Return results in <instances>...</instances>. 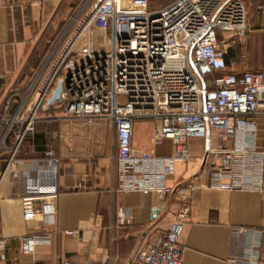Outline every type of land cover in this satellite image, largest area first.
<instances>
[{"label":"built area","instance_id":"1","mask_svg":"<svg viewBox=\"0 0 264 264\" xmlns=\"http://www.w3.org/2000/svg\"><path fill=\"white\" fill-rule=\"evenodd\" d=\"M153 0H85L22 90L9 89L0 104V148L10 152L7 167L18 181L26 220L50 226L57 212L59 160L52 149L41 158L18 161L23 140L43 119L108 120L116 138L117 189L150 192L161 200H182L161 244L137 251L128 264H186L179 238L190 214V194L200 188L264 193V148L256 145L264 120V68L240 75L229 71L225 44L239 40L245 56L248 13L243 0H171L151 9ZM1 4V0H0ZM86 43L75 51L80 36ZM107 41H92L91 33ZM57 80L58 102L48 103ZM136 120H153L152 141L172 142L168 156L132 147ZM203 141L198 171L185 183L167 185L178 162L191 159L189 140ZM10 140L9 144L7 141ZM73 233V232H69ZM44 235L23 237L30 252ZM233 249L226 264H264V227L231 226ZM6 240L0 236V251ZM60 264H97L62 260Z\"/></svg>","mask_w":264,"mask_h":264},{"label":"crops","instance_id":"2","mask_svg":"<svg viewBox=\"0 0 264 264\" xmlns=\"http://www.w3.org/2000/svg\"><path fill=\"white\" fill-rule=\"evenodd\" d=\"M84 1L1 0L0 104L9 89L24 88L43 52L46 36L70 19ZM243 1L248 13L245 56L237 54L232 46H228V51L225 49L228 70L237 75L264 68V0ZM51 113L55 118L43 120L58 122L53 131V152L59 160L54 221L45 227L39 216L34 220L24 218L19 184L7 167L10 152L0 148V236L6 240L4 250L0 251V264H60L66 259L128 264L135 252H147L150 246L161 244L181 198L174 193L160 200L150 192L118 190L112 123L102 119L90 122L67 119L58 108H53ZM154 125L153 120H136L132 147L168 156L172 143L166 145L163 139L154 144ZM35 131L44 133L46 143L35 146L33 140L24 142L16 154L18 161L41 158L45 149H50L47 131L41 128ZM191 140L188 142L191 159L177 163L175 173L167 179L168 186L185 183L198 171L203 141L200 150L195 151ZM256 145L264 148L263 119L258 120ZM153 210L158 211L153 213ZM231 226L264 227V193L217 188L192 192L189 218L179 238L181 260L186 264H226L233 249L229 237ZM45 231H50L48 242L36 243L30 252L21 250L23 237H40Z\"/></svg>","mask_w":264,"mask_h":264},{"label":"rangeland","instance_id":"3","mask_svg":"<svg viewBox=\"0 0 264 264\" xmlns=\"http://www.w3.org/2000/svg\"><path fill=\"white\" fill-rule=\"evenodd\" d=\"M169 1H171V0H153L152 2H150L149 7L150 8L159 7L161 5H164V4L168 3ZM69 22H70V19L68 17L65 20V22H63V24H62V28H61L62 31H60V34L63 32V29L66 28L65 26L68 25ZM91 36H92V41H94V42L100 41V42H103L104 43V41H107L106 38H105V40L103 38H98L96 32H92L91 33ZM86 38H87V34L84 32L80 36V38H79V41H78L77 46L75 48V51L80 50V48L85 45ZM228 46H232V47L236 48V50L238 52L237 54H240V50H239V47H240L239 40H238V38L236 36L233 37V43H227V44H225L224 47H225L226 51H228V49H229ZM255 53L256 54H260V52H257V51ZM31 79L32 78H30L29 81L26 84H24V85L27 86V84L30 82ZM149 121L150 120H142V122H149ZM57 124H58V122H54L53 120H50V121L40 120L39 123L35 126V129L36 130L41 128V130L47 131L49 146H50V149H52V150H53V141H54L53 131L57 127ZM161 142H163V141H161ZM171 143H172L171 140L169 141L167 139H164V144L171 145ZM191 146H192V149L193 150L199 151L200 150V146H201V140H199V139H192L191 140Z\"/></svg>","mask_w":264,"mask_h":264},{"label":"trees","instance_id":"4","mask_svg":"<svg viewBox=\"0 0 264 264\" xmlns=\"http://www.w3.org/2000/svg\"><path fill=\"white\" fill-rule=\"evenodd\" d=\"M79 5V4H78ZM62 24L61 23L58 28L55 30V31H52L49 35L46 36V42H45V45H44V49H43V52L41 54V56L39 57L38 61L36 62L35 66H34V69L32 70L31 74H30V78H32L34 76V74L37 72V70L40 68V66L42 65L43 61L45 60V57L48 55V53L50 52L52 46H53V43L54 41L56 40V38L60 35V31H62ZM61 29V30H60ZM14 89H18L16 86L14 87ZM37 125V124H36ZM44 133L41 132V133H37L35 130L32 134H29L22 142L21 146L24 144V142L26 141H30V140H33V143H35V146L36 144H40V145H43L45 144V139H44ZM20 146V148H21ZM19 148V150H20ZM46 150V149H45Z\"/></svg>","mask_w":264,"mask_h":264},{"label":"water","instance_id":"5","mask_svg":"<svg viewBox=\"0 0 264 264\" xmlns=\"http://www.w3.org/2000/svg\"><path fill=\"white\" fill-rule=\"evenodd\" d=\"M61 90H62V81L57 80L56 85L54 86V88L50 92V96L47 99V102L48 103L58 102L60 99ZM157 211L158 210H153V213H157Z\"/></svg>","mask_w":264,"mask_h":264}]
</instances>
